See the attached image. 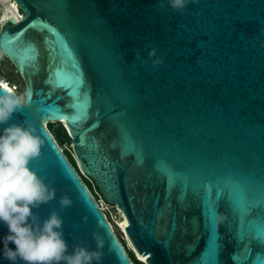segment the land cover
Segmentation results:
<instances>
[{"label": "water", "instance_id": "1", "mask_svg": "<svg viewBox=\"0 0 264 264\" xmlns=\"http://www.w3.org/2000/svg\"><path fill=\"white\" fill-rule=\"evenodd\" d=\"M14 1L23 16L0 23V52L30 95L9 123L35 126L30 166L56 188L41 220L56 209L70 246L95 248V231L102 264H135L45 124L58 121L145 264H264V0H192L183 13L167 0ZM7 231L0 264H12Z\"/></svg>", "mask_w": 264, "mask_h": 264}, {"label": "clouds", "instance_id": "2", "mask_svg": "<svg viewBox=\"0 0 264 264\" xmlns=\"http://www.w3.org/2000/svg\"><path fill=\"white\" fill-rule=\"evenodd\" d=\"M191 2L167 0V6L183 13ZM29 99L28 93L17 94L14 87L0 82V223L8 229L2 255L12 264H102L105 239L100 233H92L95 248L70 246L64 236V218L56 209L42 220L34 211L57 195L56 188L30 166L40 156L44 143L35 126L27 120L9 123ZM73 202L67 193L58 200L61 209L71 207ZM9 243L15 247H9Z\"/></svg>", "mask_w": 264, "mask_h": 264}, {"label": "trees", "instance_id": "3", "mask_svg": "<svg viewBox=\"0 0 264 264\" xmlns=\"http://www.w3.org/2000/svg\"><path fill=\"white\" fill-rule=\"evenodd\" d=\"M16 71V73L20 76V74L17 72V70L14 67V72ZM4 76L5 78H7L10 82V78H8V76L0 71V77ZM21 78V76H20ZM24 86V83H23ZM46 126L48 127V129L50 130V132L52 133L54 139L56 140V142L58 143V145L62 148L63 153L65 154V156L67 157V159L69 160V162L73 165V167L75 168V170L77 171V173L79 174V176L81 177V179L83 180V182L86 184L87 188L89 189V191L94 195H100L97 186L94 184V182L85 177L84 175L81 174L78 165L73 157V152L72 149L67 147V143L68 140L70 139L69 135L67 134L64 126L61 124V122H56V124H53V122H48L46 123ZM101 196V195H100ZM102 197V196H101ZM121 243L123 244L122 240L120 239ZM124 245V244H123ZM126 249V248H125ZM126 252L128 254V256L130 257V259L135 263V264H145L144 262L137 260L132 252V250L130 249H126Z\"/></svg>", "mask_w": 264, "mask_h": 264}, {"label": "rangeland", "instance_id": "4", "mask_svg": "<svg viewBox=\"0 0 264 264\" xmlns=\"http://www.w3.org/2000/svg\"><path fill=\"white\" fill-rule=\"evenodd\" d=\"M0 71L4 72L8 76V78H10L11 82L16 83L18 85L17 90H16L17 91V94L23 93V90H24L23 81L20 78V76L16 73V71L14 72V65L8 59H6L5 57H2V59L0 60ZM53 124H56V122L54 121ZM67 134H68V132H67ZM67 147H69V148L72 149L71 143H67ZM113 206H114V204H109V203H106L105 202L103 208H104V211L107 214L108 220L110 221V223L112 224L114 230L116 231L115 232L116 235L118 236L119 239L122 240V242L124 244V247L128 250L130 248H128V246L126 245V237L123 236L122 234H120L119 231L115 227V224H114V214H113ZM135 258L137 260H139L136 256H135ZM142 262L145 263L144 260Z\"/></svg>", "mask_w": 264, "mask_h": 264}, {"label": "built area", "instance_id": "5", "mask_svg": "<svg viewBox=\"0 0 264 264\" xmlns=\"http://www.w3.org/2000/svg\"><path fill=\"white\" fill-rule=\"evenodd\" d=\"M6 1H8L10 3L11 2L14 3V5L16 7L15 8V12L17 13L16 15L11 14V15H8V16H11V17H13L16 20H19L23 16V12L18 8V6H17V4H16V2L14 0H6ZM3 7H4V2L2 0H0V23H2L3 20L7 18V17L2 16V13L4 11ZM2 57H4V56L0 52V60L2 59ZM0 82L7 83L10 87H14L17 90L18 85L16 83L10 82L4 76L0 77ZM91 195L94 197V199L97 202V204L99 205L100 209L105 213V215H106L105 217H107V214H106V212L104 211V208H103V206H104V204H105L106 201L100 195L94 196L92 193H91Z\"/></svg>", "mask_w": 264, "mask_h": 264}, {"label": "snow or ice", "instance_id": "6", "mask_svg": "<svg viewBox=\"0 0 264 264\" xmlns=\"http://www.w3.org/2000/svg\"><path fill=\"white\" fill-rule=\"evenodd\" d=\"M33 23H35V22H33ZM55 75H57V77H58V72L55 73ZM56 84H57L58 87L62 86V82L59 81V79H57ZM68 95H69L71 98H74V99L72 100V103H70V104L68 105V107H69V108L79 107V105L76 103V98H78V95H79V94H78L76 91H69V92H68ZM79 118H80L79 116L69 115V116L67 117V120H68L69 122H70V121L73 122V121H75V120H77V119H79ZM126 225H127V220L124 221V224H122L121 227H124V226H126Z\"/></svg>", "mask_w": 264, "mask_h": 264}, {"label": "bare ground", "instance_id": "7", "mask_svg": "<svg viewBox=\"0 0 264 264\" xmlns=\"http://www.w3.org/2000/svg\"><path fill=\"white\" fill-rule=\"evenodd\" d=\"M2 1L4 2V7H3L4 11L2 13V16L9 17L8 15H11V14L16 15L17 14L15 12V8L16 7H15L14 3H12V2L10 3V2H8L6 0H2ZM45 124H46V122H45Z\"/></svg>", "mask_w": 264, "mask_h": 264}]
</instances>
